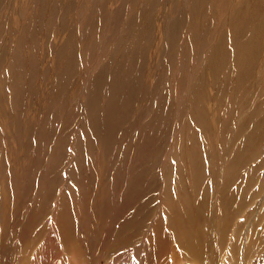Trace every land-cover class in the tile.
<instances>
[{
    "label": "rangeland",
    "instance_id": "1",
    "mask_svg": "<svg viewBox=\"0 0 264 264\" xmlns=\"http://www.w3.org/2000/svg\"><path fill=\"white\" fill-rule=\"evenodd\" d=\"M0 264H264V0H0Z\"/></svg>",
    "mask_w": 264,
    "mask_h": 264
},
{
    "label": "bare ground",
    "instance_id": "2",
    "mask_svg": "<svg viewBox=\"0 0 264 264\" xmlns=\"http://www.w3.org/2000/svg\"><path fill=\"white\" fill-rule=\"evenodd\" d=\"M135 180H137V179H135ZM132 181L133 180L130 179L129 184L128 183L126 184L125 192L123 194V197H121V200H120L122 203H120V204L119 203L116 204L111 197L107 196V194H106L107 189L105 188L104 183H103V187H102L103 188L102 194H100V195L97 194L96 198L91 197L92 198L91 203L97 206V209L99 212L98 218L100 217V220H102V217L105 216L106 214L111 213V215H113V218L114 217L116 218V219L115 218L113 219V221H112V224H113L115 221L117 222L118 221L117 218L121 216L120 222L117 223V225L114 224V227H111V232L113 235H117L119 233H127L130 235L131 232H133L135 230V227L138 225L137 223L139 222L138 219L140 218V216L143 214H144L143 216L147 215V214L145 215V211L147 210V206H148L147 202H146V200L143 201L142 198H138V197L142 194V192L144 190L146 191L150 185L152 186L153 184H156V182L149 181V182H147V184L146 183H139L140 186H138L137 182H132ZM114 187H116L115 183H114ZM108 192L110 193V191H108ZM118 207L120 208V211L117 209ZM133 208H134V210L132 212ZM123 209L124 210L130 209L132 214L130 216H128L127 214H123L124 212L121 213L123 211ZM94 219L97 221V216H95ZM76 222L77 221L72 222L71 228H68V226L65 227L66 228L65 233L67 236L66 239L68 241V237H70L72 235L71 238L74 240V249H78L80 246H82L80 243L83 242L81 237H80V235H81L80 229L76 227V224H78V222L77 223ZM93 226L94 225H92V227ZM95 230L96 229H93L92 231H95ZM92 231H91V233H92ZM137 232H139V231H137ZM92 234H98V231L96 230V232L92 233ZM86 238L88 239V236ZM129 239H130V236H129V238H127V239L125 238L124 240L128 241ZM117 242H119L118 244H120V241H117Z\"/></svg>",
    "mask_w": 264,
    "mask_h": 264
}]
</instances>
